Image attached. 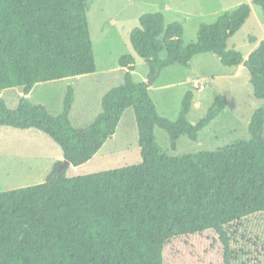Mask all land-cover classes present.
Wrapping results in <instances>:
<instances>
[{"label": "trees", "instance_id": "1", "mask_svg": "<svg viewBox=\"0 0 264 264\" xmlns=\"http://www.w3.org/2000/svg\"><path fill=\"white\" fill-rule=\"evenodd\" d=\"M251 1L264 16V0ZM89 8L90 0H0V92L22 88L15 109L0 96V126L45 133L76 167L102 148L132 108L142 162L74 177L59 172L56 163L43 183L1 191L0 264H165V247L172 239L209 230L219 236L230 259L226 226L264 213V109L253 113L250 140L170 156L155 141L156 127L167 131L176 149L181 135L197 140L229 98L219 94L193 124L188 114L194 92L188 90L178 117L171 120L158 113L148 82L134 81L135 58L124 55L119 59L127 68L123 82L104 94L102 110L89 125L76 128L71 122L72 86L62 112L52 115L27 95L37 83L97 70ZM251 12V5L243 3L213 23H201L196 42L188 45L182 23L167 24L162 12H148L140 16L130 42L154 82L164 68L189 66L201 53H213L232 67L246 60L253 95L264 99V40L246 59L228 47Z\"/></svg>", "mask_w": 264, "mask_h": 264}, {"label": "rangeland", "instance_id": "2", "mask_svg": "<svg viewBox=\"0 0 264 264\" xmlns=\"http://www.w3.org/2000/svg\"><path fill=\"white\" fill-rule=\"evenodd\" d=\"M243 3L252 7L245 24L228 40V47L239 50L246 59L264 40V16L260 6L251 0H90L89 30L97 62L94 73L57 81L37 83L29 97L34 104L44 105L52 115L62 112L67 88H74L70 113L76 128L89 125L102 110V97L120 85L127 68L119 64L120 57L132 55L136 82H149V66L133 49L131 31L139 25L144 13L162 12L166 23L178 21L184 26L186 45L196 42L201 23H213L225 11ZM250 37L256 40L253 42ZM165 52L160 54L165 58ZM247 67L226 66L210 52L192 58L189 66L174 63L164 68L149 87L160 115L175 120L188 90L194 92L191 123H197L219 94L229 98L227 107L198 133L197 140L181 135L176 149L164 129L155 128V141L170 155L215 151L240 140H250L249 125L253 113L264 109V99L253 95ZM22 95L21 87L0 92L8 106L15 109ZM264 138V132H263ZM60 146L36 129H15L0 126V192L43 183L54 164L64 163ZM142 162L135 113L128 108L114 135L86 163L65 168L67 177L114 169ZM228 253L219 236L212 230L202 234L172 239L165 247V264H264V213H256L226 226ZM229 260V261H228Z\"/></svg>", "mask_w": 264, "mask_h": 264}, {"label": "water", "instance_id": "3", "mask_svg": "<svg viewBox=\"0 0 264 264\" xmlns=\"http://www.w3.org/2000/svg\"><path fill=\"white\" fill-rule=\"evenodd\" d=\"M244 66L247 67V61L245 60L243 63H242ZM154 83V78H152L151 80H149L148 84L151 85ZM71 165V163L65 159L64 163L60 166H58V171L61 172L63 171L65 168L69 167Z\"/></svg>", "mask_w": 264, "mask_h": 264}, {"label": "crops", "instance_id": "4", "mask_svg": "<svg viewBox=\"0 0 264 264\" xmlns=\"http://www.w3.org/2000/svg\"><path fill=\"white\" fill-rule=\"evenodd\" d=\"M78 77V76H77ZM151 86V85H150ZM28 95H30V93L28 94ZM104 96V95H103ZM107 142V141H106ZM55 165V164H54Z\"/></svg>", "mask_w": 264, "mask_h": 264}]
</instances>
